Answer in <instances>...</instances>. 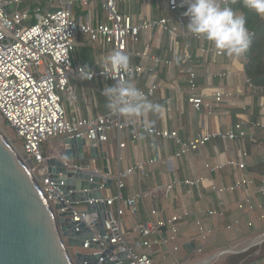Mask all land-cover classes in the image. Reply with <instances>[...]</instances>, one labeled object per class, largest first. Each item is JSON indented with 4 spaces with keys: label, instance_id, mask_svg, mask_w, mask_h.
<instances>
[{
    "label": "built area",
    "instance_id": "built-area-1",
    "mask_svg": "<svg viewBox=\"0 0 264 264\" xmlns=\"http://www.w3.org/2000/svg\"><path fill=\"white\" fill-rule=\"evenodd\" d=\"M60 1L62 4L54 12L43 15L40 9H37L35 12L37 21L30 26H25L24 22L33 20L35 17L31 16L29 9L23 11L19 9L24 0H0V123L7 126L11 136H14L16 141L11 142L37 175L47 201L54 206L57 200L63 199L69 208L56 212L71 211L73 212V221L79 222L87 221V216L79 214L78 210L66 201L63 192L57 188V183L52 181L49 160L60 161L68 170H81L93 175L99 174L102 170L97 168L95 160L91 159L90 163L81 162L78 164L65 157V138H83L86 142L85 150H87L90 147L98 146V144L109 143L111 136L116 133L118 148L122 150L126 144L121 142V133L130 127L131 121L111 115L110 112L97 117H73L70 120L63 106L62 95L67 97L72 106L76 103V95L72 86L73 80L76 83H91L101 79L104 82L116 83V80L119 79L140 78L147 72L153 73V68L146 66L150 62L153 67L165 70H183L186 75L188 95L186 101L195 112H201L204 108L209 114H212L223 102L230 99L232 94L226 93L223 89L217 90L213 104L207 103L200 94L197 60L200 58L213 63L226 55L218 53L210 42L200 45L194 53V45L191 41H199L201 38L186 30L189 18L184 15L188 7L185 0H161L162 9L166 15L154 20L142 18L135 20L132 15L121 13L118 6L122 0ZM93 2L102 4L103 21H95L90 16L84 21L75 18L72 12L73 5L79 4L85 8ZM228 3L231 6L230 0ZM7 8L11 11L10 14L7 12ZM233 10L238 14H243L234 8ZM153 32H158L168 38L170 57L162 58L151 55L149 42L144 43L143 50H136L141 45L142 35H150ZM81 36L88 38L91 44L102 50L103 56L106 55L101 68L98 70L90 68L95 72L91 80L79 78L78 69L84 65L77 60L76 46ZM116 50L134 56L140 60V63H130L131 71L128 73L111 71L110 68L104 67V62L106 57ZM233 75L234 72L230 70L217 74L220 79H229ZM246 84L252 91L264 90L263 87L254 86L248 77H246ZM162 87L163 85L160 83H153L141 91L150 99L155 97ZM170 89L175 95L183 97L184 92L180 86H170ZM258 108L260 109L259 118L254 121H240L227 132L198 134L194 140L188 142L181 140L178 132L158 129L154 125L145 127V125L132 124V141L139 144L145 137H150L155 142L172 140L179 148L174 155L177 159L199 150L213 139L236 143L241 146L240 160L227 163L236 173V179L232 185L227 187H217L211 184L212 191L218 197V208L207 211L206 214L217 220L226 219L228 205L225 196L239 192L243 193L244 197L237 203V208L243 212L253 213L258 209H264L263 204L255 205L252 201L253 190H256L264 199V176L257 182L246 173V158L248 157L246 145L250 143L260 154L264 163V145L258 141L255 133L256 130L264 131V98L259 101ZM52 140L57 141L58 148L48 156L44 151V145ZM159 162L167 163L159 153L152 158L139 159L133 168L127 171V174H144L146 167ZM207 168L209 167L207 166ZM58 176L59 185L64 187L63 174L60 173ZM113 179L121 192L125 186L122 182L121 172ZM205 181V178L184 182L173 181L156 188L155 192L162 193L165 198H170L175 186L185 185L188 187L189 193L193 194L194 190L199 189ZM148 196L149 194L140 192L126 202L123 201L121 193L111 199L104 196V202L108 206V216L104 225L105 236L102 237L95 233L93 243L97 244L99 248L105 249L113 246L116 248V253L126 252L125 264H159L157 258L161 261L169 258L172 264H190L191 260L183 262L176 258L179 246L175 245L181 224L191 216L188 210L183 209L169 219L159 221L157 220L158 211L153 209L149 212L146 222L136 224L133 228L135 238H129L124 231L126 212L130 211L135 214L137 203ZM116 204L117 206H115ZM93 218L87 222V226L94 231V225L91 223ZM253 226V222L248 223L249 228H253ZM164 228L168 229V238L163 236ZM223 232L235 235L232 244L248 243L264 236L263 232L253 239L242 240L243 227L242 221L239 219L227 223L221 231L212 229L204 222L197 220L195 233L199 245L195 246L193 255L203 256L206 248L213 244ZM136 239L140 240L142 252L132 247ZM90 246L91 243L86 242L83 250L90 251ZM159 247L166 250V256L159 255L157 249ZM229 248L220 250L209 259L215 257L214 260H216V257L222 255ZM92 252L102 254L100 250ZM241 252L243 251L236 253L240 254Z\"/></svg>",
    "mask_w": 264,
    "mask_h": 264
},
{
    "label": "crops",
    "instance_id": "crops-1",
    "mask_svg": "<svg viewBox=\"0 0 264 264\" xmlns=\"http://www.w3.org/2000/svg\"><path fill=\"white\" fill-rule=\"evenodd\" d=\"M124 3V0L120 3L122 4L121 9L123 14L132 15L135 20H139L140 18L154 20L166 15L162 9L161 0H133L127 10L126 8L125 10L123 9ZM33 4V9H40L41 14L44 15L48 12L56 11L62 2L60 0H46L44 3H41L38 0V3L35 2ZM72 12L75 18L81 21H84L89 16L95 21L104 20V11L101 3L93 2L85 8L81 7L79 4H75L72 6ZM145 42H149L151 55L162 58L170 57L168 52L169 42L166 36L158 32H153L145 36L142 35L141 45L138 46L136 50H143ZM191 42L194 45V53H196L200 45L209 43L202 38L199 41ZM76 53L77 60L81 64L87 65L89 68L95 70L101 68L104 57L106 56H103L102 50L96 45L91 44L85 36L79 38L76 46ZM245 60V56L240 59L225 56L213 63L200 58L197 60L196 65L200 94L207 103H214V95L219 89H223L226 93L232 94V97L223 102L212 114H209L204 108L201 112H195L187 103L186 75L183 70H165L153 67L151 63L148 62L146 66L153 68V73L147 72L140 78L131 80L140 90L146 89L153 83H160L163 85L162 90L158 91L155 97L149 99L153 103L159 104L162 111L158 114L149 113L146 119L150 122V125H154L158 129L178 132L181 140L188 142L194 140L198 134L227 132L240 121H254L259 118L260 109L258 108V103L264 98V90L255 92L247 86ZM130 63L138 64L140 60L134 56H130ZM229 70L234 72L231 78L220 79L217 76V74ZM97 82H102L105 86H107L108 83H113L104 82L101 79L91 83H76L74 80L72 81L75 95L77 88H83V105L79 107V98L76 95L75 104H77V107L73 113L74 117H97L109 112L106 105L98 103L96 96V92H98L96 88ZM176 85L180 86L183 90V97L175 95L170 89V86ZM87 88L92 91L91 96L87 95L85 91ZM144 119L145 118L129 119L131 125L121 133L120 138L121 142L126 144L124 149L120 150L118 148L116 133L111 136L109 143L103 145L105 151H108L110 154L112 153L111 151L114 152L112 158L111 155L109 158L111 175L117 177L118 173L121 172L122 182L125 185L121 192H119L117 183H114L115 192H112V189L107 191V194L104 192L105 198H115L121 193L123 201L126 202L140 192L149 194L143 201L137 203L135 214L130 211L126 212L124 226L126 227V233L129 238H135L133 228L136 224L146 222L149 212L153 209L158 211L157 220L159 221H165L172 215L180 213L183 209L191 213V216L181 224L179 237L175 242V245L179 246L176 258L183 262L193 258H202L204 256L198 257L193 255L195 246L199 245L196 241L195 233V224L197 220L204 222L212 229H219L221 231L225 228L227 223L239 219L242 221L243 227L242 240H249L264 231V219H262L264 216V209H258L253 213L240 211L237 208V203L244 197V194L240 192L225 196L228 205L226 219L217 220L208 217L206 214L207 211L218 208V197L212 191L210 187L211 184L217 187H227L234 183L237 175L227 163L240 160L239 152L241 146L236 143L224 142L221 139H213L199 150L177 159L174 155L179 148L172 140H158L155 142L152 138L145 137L139 144L132 141V124L145 125ZM255 133L258 141L264 145V131L256 130ZM246 149L248 151V157L246 158V173L258 182L264 174H260L257 168L260 166L263 167L264 163L261 160L260 154L250 143L246 145ZM157 153L160 154L163 160L167 161L166 164L159 162L155 165L148 166L145 168L144 174H127V171L133 168L139 159L152 158ZM89 159L91 160V158ZM90 162H92V160ZM98 162H101V167H99ZM96 166L99 170H102V161H96ZM207 166L209 168H207ZM198 178H205L206 181L199 189H195L193 194L189 193V189L185 185L175 186L170 198H165L162 193L155 192L156 188L173 181L184 182L186 180H196ZM252 201L255 205H264V199L256 190H253ZM115 206H117V204ZM250 222L254 223L253 228L248 227V223ZM163 236L168 238L169 232L167 228L163 229ZM234 237L235 235L233 233L223 232L213 244L206 248V250H208V248H217L216 250L228 248L232 244ZM138 241L139 243L132 245V247L142 252L140 240H135V242ZM157 249L159 255H167L166 250L163 248L159 247ZM224 256L227 255L225 254ZM220 257L221 256H218L216 259ZM214 259L215 257L210 259L207 258L198 262V264H201V262H204L203 264L211 262L210 264H212ZM157 261L159 264H172L169 258L165 261H161L157 258ZM260 261H264V259ZM260 261L255 264H262Z\"/></svg>",
    "mask_w": 264,
    "mask_h": 264
},
{
    "label": "water",
    "instance_id": "water-1",
    "mask_svg": "<svg viewBox=\"0 0 264 264\" xmlns=\"http://www.w3.org/2000/svg\"><path fill=\"white\" fill-rule=\"evenodd\" d=\"M7 12L11 13L8 8ZM85 146L83 138H65V157L86 162L88 154L92 160L102 161L101 173L68 170L56 159L48 162L52 181L66 201L87 216V221L74 222L73 212H56L69 208L63 199L54 206L47 201L37 175L0 128V264H125L126 252L116 253L113 246L105 249L93 243L95 233L105 236L108 206L104 192L112 189L115 180L109 169L111 154L103 144L87 150ZM60 173L64 187L59 185ZM92 217L94 231L87 226ZM88 241L91 253L78 251ZM71 249L76 251L70 253ZM94 250L102 254H94Z\"/></svg>",
    "mask_w": 264,
    "mask_h": 264
},
{
    "label": "clouds",
    "instance_id": "clouds-1",
    "mask_svg": "<svg viewBox=\"0 0 264 264\" xmlns=\"http://www.w3.org/2000/svg\"><path fill=\"white\" fill-rule=\"evenodd\" d=\"M185 3L188 5L184 13L189 18L188 32L210 42L218 53L229 58L240 59L246 55L253 34L247 27L246 16L235 12L228 0H185ZM242 4L264 19V0H242ZM104 67L113 72L128 73L131 71L130 56L119 50L113 51L106 57ZM78 73L82 80H91L95 75L87 65L81 66ZM102 95L107 99L106 107L111 115L130 120L145 118V127L150 126L146 119L149 113L162 111L161 106L150 101L131 79H119L115 84L105 86Z\"/></svg>",
    "mask_w": 264,
    "mask_h": 264
},
{
    "label": "rangeland",
    "instance_id": "rangeland-1",
    "mask_svg": "<svg viewBox=\"0 0 264 264\" xmlns=\"http://www.w3.org/2000/svg\"><path fill=\"white\" fill-rule=\"evenodd\" d=\"M46 0H39V2H41V3H44ZM132 1L133 0H124V4H123V9L125 10V8H126V10L129 8V6L132 4ZM26 2V3H25ZM38 3V0H24V3L25 4H23L22 6H21V8H20V10H25V9H29L30 10V14H31V16H33V17H35L33 20H29V21H27V22H24V25L25 26H30L31 24H33L34 22H36L37 21V19H36V10L35 9H33V3ZM121 6H122V4H120L118 7H119V10H120V12L121 13H123L122 12V9H121ZM31 7H32V9H31ZM124 13H126V12H124ZM84 54V53H83ZM76 55H77V53H76ZM79 55V54H78ZM111 85H113V83H108V85L107 86H111ZM104 87H105V84H103L102 82L100 83V82H97L96 83V88H97V90H98V92H96V96H97V100H98V103L99 104H101V105H106V103H107V99H106V97L104 96V95H102V91H103V89H104ZM85 91H86V93H87V95L88 96H91L92 95V91L89 89V88H87V90L85 89ZM82 93H83V88H81V87H79V88H77L76 89V95L78 96V98H79V102H78V105H79V107H82V105H83V99H82ZM62 102H63V106H64V108H65V110H66V112H67V116H68V118L70 119V120H72V118L74 117L73 116V113H74V111L76 110V107H77V104H75V105H71L70 103H69V101H68V99H67V97L65 96V95H62ZM0 128L3 130V132L8 136V138L10 139V141H16L15 140V138H14V136H11L12 134H11V132L7 129V126H5V125H3V124H1L0 123ZM113 140V139H112ZM112 140H111V143L113 144V142H112ZM58 148V143H57V141L56 140H52V141H50L49 143H46L45 145H44V151H46V154L48 155V156H50V155H52L53 154V152H54V149H57ZM112 153H111V158H112V154L114 153L113 151H111ZM90 156L87 154V159H86V162H89L90 163ZM78 164H81V162H77ZM98 165H99V167H101V162H98ZM114 185V184H113ZM115 190V185L114 186H112V192H115L114 191ZM105 193L107 194V191H105ZM79 208H83V205H80L79 206ZM124 231L126 232V227L124 226ZM264 232V231H263ZM262 232V233H263ZM257 235H259V234H257ZM256 235V236H257ZM256 236H254V237H252V238H250V239H253V238H255ZM249 239V240H250ZM136 243H139V241L138 242H135V244ZM234 244V243H233ZM230 245L229 247H235V246H238V245H240V243H237V244H234V245ZM264 243H262V244H260V245H258L260 248H257V247H253V248H251V249H249V250H246V251H243L244 250V248H241V247H239L238 248V251H243V252H241L240 254H245L246 256L244 257V259L240 262L241 264H255V263H257L258 261H259V257H261V255L263 254V252H264V245H263ZM262 245H263V247H262ZM228 247V248H229ZM262 247V248H261ZM217 248H208V250H206L205 251V254H204V256L202 257V258H193V259H191V262H190V264H197L198 262H200V261H203V260H205V259H207V258H209V257H211V256H213L214 254H216V253H218L220 250H216ZM219 249H222V248H219ZM214 250H216V251H214ZM76 250L75 249H71V251H70V253H73V252H75ZM78 251H80L81 253H84V254H89V253H91V251H86V250H83V249H81V250H78ZM236 255H239V254H236ZM236 255H229V256H225V257H220V258H218V259H216V260H214L213 261V263L212 264H228L227 263V260H229L230 258H233L234 256H236ZM221 259V260H220ZM263 260V259H262ZM262 264H264V261H260ZM204 262H201V264H203ZM211 263V262H210ZM210 263H208V264H210Z\"/></svg>",
    "mask_w": 264,
    "mask_h": 264
},
{
    "label": "trees",
    "instance_id": "trees-1",
    "mask_svg": "<svg viewBox=\"0 0 264 264\" xmlns=\"http://www.w3.org/2000/svg\"><path fill=\"white\" fill-rule=\"evenodd\" d=\"M230 3L235 10L241 11L246 16L247 27L253 34L251 47L245 55V73L254 86L264 88V19L254 11L244 8L241 0H230ZM257 170L260 174H264V166H260ZM257 248L260 247L257 246ZM245 256V254L236 255L227 260V263L241 264ZM262 259H264V252L259 257V261Z\"/></svg>",
    "mask_w": 264,
    "mask_h": 264
},
{
    "label": "bare ground",
    "instance_id": "bare-ground-1",
    "mask_svg": "<svg viewBox=\"0 0 264 264\" xmlns=\"http://www.w3.org/2000/svg\"><path fill=\"white\" fill-rule=\"evenodd\" d=\"M262 243H264V236H262V237H260V238H258V239H255V240H252V241H250V242H248V243H243V245H238V246H235V247H231V248H229L227 251H225L222 255H220L221 257H225L224 255L226 254L227 256L228 255H231V254H234V253H236V252H240V251H238V248L239 247H241V248H244V250L243 251H245V250H249V249H251V248H253V247H256V246H258V245H260V244H262ZM221 260V259H220Z\"/></svg>",
    "mask_w": 264,
    "mask_h": 264
}]
</instances>
